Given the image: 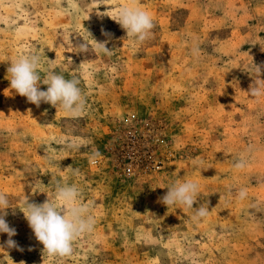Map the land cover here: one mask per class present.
<instances>
[{
    "label": "rangeland",
    "instance_id": "374dc122",
    "mask_svg": "<svg viewBox=\"0 0 264 264\" xmlns=\"http://www.w3.org/2000/svg\"><path fill=\"white\" fill-rule=\"evenodd\" d=\"M131 3L0 0V192L17 244L0 233V264H264V97L247 93L252 60L264 65V0H135L154 22L142 44L115 21ZM34 52L79 80L80 116L11 88L10 63ZM185 180L209 209L199 222L160 202ZM57 183L94 218L65 257L43 253L22 212L55 200Z\"/></svg>",
    "mask_w": 264,
    "mask_h": 264
},
{
    "label": "clouds",
    "instance_id": "9594fccd",
    "mask_svg": "<svg viewBox=\"0 0 264 264\" xmlns=\"http://www.w3.org/2000/svg\"><path fill=\"white\" fill-rule=\"evenodd\" d=\"M115 21L125 30L126 36L132 38L137 44H142L152 36L154 28L153 18L146 10L135 5V0L129 5L119 8ZM91 35V34H90ZM92 37V36H91ZM93 39V38H92ZM94 40V39H93ZM98 51L110 54L112 50L106 47L107 41L97 42ZM81 51H87L86 41L79 45ZM192 53L199 56V46L193 45ZM48 60V63H53ZM45 62L38 52L22 55L10 63L7 73L10 76V86L20 96L26 97L29 103H48L53 107H60L72 117H78L85 110L86 99L79 86V80L75 77L66 79L64 75L57 73L47 67L42 68ZM250 69L258 77L250 85L248 94L252 98L264 97V65L253 62ZM47 85V90H41L40 85ZM248 160L245 157L238 158L234 167L243 170L247 167ZM78 174V170H74ZM200 186L192 180L174 182L167 187L166 194L160 198V202L167 208L180 205L188 209H194L191 219L199 222L209 214L208 207L201 205L194 208L197 202ZM56 199H47L41 204L24 201L22 211L35 238L43 245V253L50 257H65L73 252V243L82 234L91 232L94 228V218L89 214L88 206L80 203V189L74 184L57 183L55 186ZM247 192L240 189L238 198L245 199ZM57 201L60 206H57ZM14 209L10 206L7 196L0 192V233H6L8 248L17 247L16 241L12 239L16 230L10 227L5 217L8 210ZM4 245H0L3 249ZM23 264V262H21Z\"/></svg>",
    "mask_w": 264,
    "mask_h": 264
}]
</instances>
